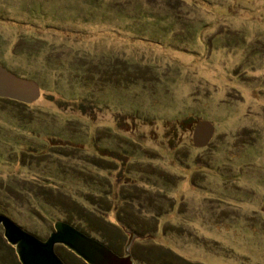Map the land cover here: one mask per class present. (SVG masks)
I'll return each instance as SVG.
<instances>
[{
    "label": "rangeland",
    "instance_id": "obj_1",
    "mask_svg": "<svg viewBox=\"0 0 264 264\" xmlns=\"http://www.w3.org/2000/svg\"><path fill=\"white\" fill-rule=\"evenodd\" d=\"M0 64L39 86L0 98L1 215L120 255L132 232L133 264H264V0H0Z\"/></svg>",
    "mask_w": 264,
    "mask_h": 264
},
{
    "label": "water",
    "instance_id": "obj_2",
    "mask_svg": "<svg viewBox=\"0 0 264 264\" xmlns=\"http://www.w3.org/2000/svg\"><path fill=\"white\" fill-rule=\"evenodd\" d=\"M0 97L27 104L39 97V86L31 79L16 76L0 64ZM213 132L214 127L209 121H197L192 130V145L198 148L206 146ZM0 227L3 238L15 248L20 264H65L56 254L55 245L66 247L86 264H133L127 249L132 238L138 236L126 231L130 236L124 246V254L120 255L98 239L61 220L54 222L53 231L45 240H40L1 214Z\"/></svg>",
    "mask_w": 264,
    "mask_h": 264
},
{
    "label": "trees",
    "instance_id": "obj_3",
    "mask_svg": "<svg viewBox=\"0 0 264 264\" xmlns=\"http://www.w3.org/2000/svg\"><path fill=\"white\" fill-rule=\"evenodd\" d=\"M87 217V219H88V217H91L90 215L89 216H87V215H84V218H86ZM103 217V216H102ZM92 218V217H91ZM104 219V218H103ZM106 220V219H105ZM71 223V222H70ZM111 225L113 226H116V228H118V225H116V223H111ZM81 230V229H80ZM97 230H99V229H97ZM102 230H104V229H102ZM101 231V230H100ZM102 232V231H101ZM0 243H2V244H4L6 247H8L9 249H11V248H13L11 245H9L7 242H6V240L3 238V236L0 234ZM107 243V242H106ZM107 245L113 250V251H115L116 253H118L119 251H118V247H117V245L116 244H113V243H110V244H108L107 243ZM167 251L169 252V250L167 249ZM72 255H74L73 253H71ZM75 256V255H74ZM147 256V255H146ZM77 257V256H76ZM150 257H151V255H150ZM152 258H154L153 259V261H155V258H156V255H155V257H154V255L151 257V259ZM181 258V257H180ZM80 259V258H79ZM185 260V259H184ZM81 262V261H80ZM81 264H86V263H84V262H81Z\"/></svg>",
    "mask_w": 264,
    "mask_h": 264
},
{
    "label": "flooded vegetation",
    "instance_id": "obj_4",
    "mask_svg": "<svg viewBox=\"0 0 264 264\" xmlns=\"http://www.w3.org/2000/svg\"><path fill=\"white\" fill-rule=\"evenodd\" d=\"M1 99H3L2 97H0ZM4 99H7V98H4ZM9 100H11V99H9Z\"/></svg>",
    "mask_w": 264,
    "mask_h": 264
}]
</instances>
